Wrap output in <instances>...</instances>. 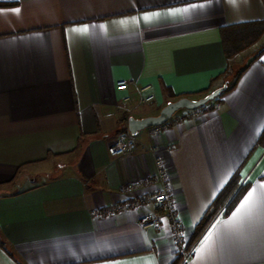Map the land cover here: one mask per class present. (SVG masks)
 Segmentation results:
<instances>
[{"label":"crops","instance_id":"1","mask_svg":"<svg viewBox=\"0 0 264 264\" xmlns=\"http://www.w3.org/2000/svg\"><path fill=\"white\" fill-rule=\"evenodd\" d=\"M175 9L187 11L170 15ZM152 13L160 15L142 19ZM256 22H264V0H0V264H18L9 253L23 264H171L179 253L167 219L158 230L138 224L151 206L91 214L133 201L137 194L119 190L153 180L159 160L187 242L239 172L249 187L234 212L264 181V146H256L264 32L229 59L225 42L250 36L242 25ZM84 25L87 33L71 31ZM243 60L245 71L218 105L156 134L140 131L133 151L108 154L129 117L227 85ZM121 80L125 91L115 89ZM158 189L152 183L139 194ZM232 212L215 217L182 264H264L253 258L264 257V206L255 235L247 224H226ZM209 232L211 256L201 260L194 250Z\"/></svg>","mask_w":264,"mask_h":264},{"label":"built area","instance_id":"2","mask_svg":"<svg viewBox=\"0 0 264 264\" xmlns=\"http://www.w3.org/2000/svg\"><path fill=\"white\" fill-rule=\"evenodd\" d=\"M128 88V82L125 80L118 81L115 84V89L118 91H125ZM147 87L142 88L145 91ZM153 95H146L143 98V103L152 105L154 102ZM202 112V108L191 111L184 110L182 115H173L166 123L157 127L149 128L151 134H156L160 130H166L177 123L182 122L184 119H197ZM136 147L135 135L130 134L127 129L119 133L108 148V154L111 157L122 156L126 153L133 151ZM158 174L153 180L133 182L119 190L121 194H137L135 199L130 202H118L111 206H102L91 212L95 218H102L104 216H111L122 211H135L138 212L144 207L151 206L153 211L150 213H141L138 218V224L142 229L158 230L162 225V218L165 217L168 221L169 232L176 245L178 253H183L186 250V240L184 235L183 226L177 212L176 204L170 193V186L166 181L165 174L162 170V161H157ZM158 184L159 189L150 193L147 196L139 194L146 185Z\"/></svg>","mask_w":264,"mask_h":264},{"label":"trees","instance_id":"3","mask_svg":"<svg viewBox=\"0 0 264 264\" xmlns=\"http://www.w3.org/2000/svg\"><path fill=\"white\" fill-rule=\"evenodd\" d=\"M242 26H249L248 30H251L252 34L250 36H247V34L243 35L241 33L239 34V36L237 34L232 35L230 40H227V42H225V51L227 59L231 58L233 55L241 51V47H239V44H241L245 40H248L246 45H244V47H247L251 45L252 40L256 39L257 37L259 38L262 32H264V22L244 24ZM246 67L247 66L243 67L241 70L236 72L234 76L230 79V81L228 80L226 89L212 101L215 106L219 104V99L221 96L231 91L235 87L237 80L239 79L240 75L245 71ZM228 76L229 74L227 72L226 79H228ZM206 106L202 107V109ZM123 131H125V128H122L119 133ZM256 146H264V132H262L260 138L257 141ZM248 187V184H241L239 172H235L229 179V181L226 183V185L215 197L208 210L205 212L199 223L196 225L193 235L187 243V250L191 249L194 243L199 239V237L203 234V232L207 229V227L211 224V222L215 219L216 216L219 215L220 217H227L232 212V210L236 207L240 199L247 191ZM9 255L18 264H23L19 258L11 255L10 253ZM183 258V255L179 253L177 258L171 264H182Z\"/></svg>","mask_w":264,"mask_h":264},{"label":"snow or ice","instance_id":"4","mask_svg":"<svg viewBox=\"0 0 264 264\" xmlns=\"http://www.w3.org/2000/svg\"><path fill=\"white\" fill-rule=\"evenodd\" d=\"M242 3H248V0H240ZM230 3L233 5L238 3V0H230ZM203 7V5H201ZM17 13L20 11L19 9H15ZM187 11V9H175L170 15H175L178 12ZM160 13H152L146 14L143 16V20L145 22L152 21L155 17L159 16ZM124 23V22H122ZM100 27H104L101 25ZM89 30L87 25L83 27L72 28L71 31L74 33H87ZM264 175V173H262ZM264 206V181H262L257 187H253L250 191L247 192V195L244 196L243 200H241L239 206L232 212L226 224L231 225H244L247 224L250 234L255 235L258 230V217H259V209ZM219 223V221H217ZM215 227V225H214ZM212 237V233L209 232L208 235L204 237L203 242L200 244L198 248L194 251L198 255V258L203 260L205 252L209 253V257L211 256V252L209 249V240ZM254 259H264V257L260 255H256L253 257ZM135 264V262H133Z\"/></svg>","mask_w":264,"mask_h":264},{"label":"water","instance_id":"5","mask_svg":"<svg viewBox=\"0 0 264 264\" xmlns=\"http://www.w3.org/2000/svg\"><path fill=\"white\" fill-rule=\"evenodd\" d=\"M226 87L227 85L225 83L221 87L198 98L180 97L174 101L167 102L159 110L158 114L154 116H147L140 119L129 117L127 119L126 129L130 134L135 135L145 129L163 125L178 111H191L206 106L209 102L217 98Z\"/></svg>","mask_w":264,"mask_h":264},{"label":"rangeland","instance_id":"6","mask_svg":"<svg viewBox=\"0 0 264 264\" xmlns=\"http://www.w3.org/2000/svg\"><path fill=\"white\" fill-rule=\"evenodd\" d=\"M248 39V38H247ZM247 41L248 40H245L244 42H242L241 44H239V47H242V46H244V45H246V43H247ZM244 62H245V60H243V62L240 64V63H238V65L237 66H234V69H233V74L234 73H236V72H238L239 70L238 69H240L239 67L240 66H242L243 64H244ZM234 76V75H233ZM232 76V77H233ZM180 111H178L177 113H179ZM242 184V183H241ZM187 241H186V250L182 253V255L184 256L185 254H187L190 250H187Z\"/></svg>","mask_w":264,"mask_h":264}]
</instances>
